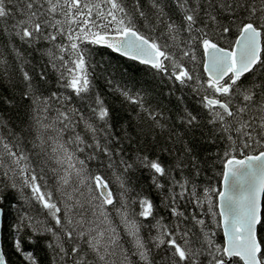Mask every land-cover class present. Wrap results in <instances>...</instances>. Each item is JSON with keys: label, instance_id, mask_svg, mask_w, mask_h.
I'll list each match as a JSON object with an SVG mask.
<instances>
[{"label": "snow or ice", "instance_id": "obj_1", "mask_svg": "<svg viewBox=\"0 0 264 264\" xmlns=\"http://www.w3.org/2000/svg\"><path fill=\"white\" fill-rule=\"evenodd\" d=\"M0 264H264V0H0Z\"/></svg>", "mask_w": 264, "mask_h": 264}, {"label": "trees", "instance_id": "obj_2", "mask_svg": "<svg viewBox=\"0 0 264 264\" xmlns=\"http://www.w3.org/2000/svg\"><path fill=\"white\" fill-rule=\"evenodd\" d=\"M114 64L119 63L121 73H126L125 79L129 83V85H132L135 83L137 87L143 85L145 88L149 90L151 95V100L153 102H163L167 103V99L165 97H162L160 95V89L163 87V85L158 84L157 82L151 80L148 75L145 74L141 70V66L132 64L131 62H120V61H113ZM106 102L110 107H114L116 109H119L121 101L118 95L111 94L104 92ZM189 103L191 104L192 101L189 100ZM163 159H167L166 157H163ZM135 188L137 191L141 192L143 195L147 196L155 205V211L159 215H164L165 210L161 206V193L154 189L150 182V178L144 174V175H138L135 178ZM135 195V193H133ZM38 210V206H37ZM222 239V235L220 237ZM38 255L41 256V260L43 262L44 259V252L43 250H38Z\"/></svg>", "mask_w": 264, "mask_h": 264}]
</instances>
